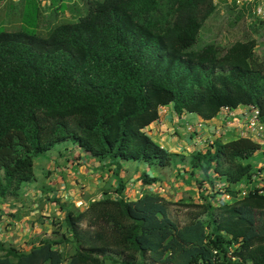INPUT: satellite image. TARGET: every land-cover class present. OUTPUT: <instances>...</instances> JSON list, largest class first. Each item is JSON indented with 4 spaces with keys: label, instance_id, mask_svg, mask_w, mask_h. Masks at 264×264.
Masks as SVG:
<instances>
[{
    "label": "trees",
    "instance_id": "1",
    "mask_svg": "<svg viewBox=\"0 0 264 264\" xmlns=\"http://www.w3.org/2000/svg\"><path fill=\"white\" fill-rule=\"evenodd\" d=\"M50 4L55 15L65 11L63 3ZM86 5L76 20L44 33L24 27L25 17L17 30H0V198L18 200L35 179V159L69 140L96 159L146 163L158 173L141 172L148 187L162 168L186 164L180 180L197 182L199 200L150 190L125 199L120 178L115 196L90 199L83 209L47 197L63 216H51L48 235L31 238L28 249L0 240V264H264V182L256 179L263 168L249 161L261 144L216 136L184 156L146 131L165 105L176 116L191 112L203 121L222 107L253 106L264 124V57L255 51L256 38L189 49L217 9L213 0ZM243 182L257 187L238 197L233 187ZM216 183L231 198L215 206Z\"/></svg>",
    "mask_w": 264,
    "mask_h": 264
},
{
    "label": "crops",
    "instance_id": "2",
    "mask_svg": "<svg viewBox=\"0 0 264 264\" xmlns=\"http://www.w3.org/2000/svg\"><path fill=\"white\" fill-rule=\"evenodd\" d=\"M159 110V119L150 123L146 131L161 147L180 153H184V148L189 149L194 145L201 147L199 142L203 139L202 135L204 141L211 136H220L223 141L241 136L250 114L247 106L240 105L234 109L235 116L230 121H225L224 114L220 112L210 120L203 121L191 112L176 116L171 105L161 106ZM188 127H192V132L187 130ZM66 153V150L59 152L58 162L55 158L52 164L49 162L45 166L44 187L34 185L30 188L32 182H29L23 187L18 200L0 198V240L17 247L25 243V247L20 248L28 249L31 238L47 236L51 216H63L56 202H44L47 197H56L60 203L83 209L90 199L115 196L117 178L125 186L122 193L125 199L133 200L147 192L144 189L146 185L140 184L139 180L142 171H149L148 167H141L146 163L96 159L82 152L79 147L75 155L65 156ZM195 175V178H200L198 172ZM130 180L135 181L133 183ZM193 182L191 180L189 185L182 183L185 186L183 189L192 188ZM134 189L137 195H133Z\"/></svg>",
    "mask_w": 264,
    "mask_h": 264
},
{
    "label": "rangeland",
    "instance_id": "3",
    "mask_svg": "<svg viewBox=\"0 0 264 264\" xmlns=\"http://www.w3.org/2000/svg\"><path fill=\"white\" fill-rule=\"evenodd\" d=\"M56 1L57 0L39 1V16H36L34 6L36 5L37 1L35 0H22L21 2L16 3L6 0H0V30H17L19 28V25H21V17H25L28 20L23 21L22 25L24 27L34 28L36 25L37 31H39L40 33H44L47 28L57 23L76 20L78 16L84 14L87 10L86 0ZM50 2H53V4H56L58 2L65 4V11L63 13L58 12L55 15L53 13V6L50 4ZM25 4H28V8L24 7ZM221 8H223V4H221L220 7H217L213 14L203 23V26L201 27L197 35L195 43L189 49L193 51H200L205 44L210 42L215 43L217 48L220 49L228 46L235 39H247L250 37H255L257 40L255 51L260 57L261 55L264 57V20H250L249 16H246V11H244L241 16H237L238 8ZM256 23H259V25H257ZM189 132H192V127H190ZM202 137L204 139V135H202ZM214 138L215 137L211 136L207 140H213ZM198 139L200 140V138ZM203 139H201L199 145H203L201 144L203 143L202 141H204ZM253 139L261 144V148L256 151L254 155H252L249 161L253 163L255 170H258V168L260 167L263 168L262 170L256 172V179L260 184L264 182V136H262L261 138L253 137ZM190 149V147L189 149L184 148V153L182 154L184 156H187L186 153L190 151ZM63 150L67 151L65 156H69L70 154L75 155L78 150V146L69 140L59 141L54 143L51 148L47 150V152L36 158L34 161L35 179L32 181V183H30V188L34 185L40 187L45 186L43 185L45 184L44 180L46 177V175H44L45 177L43 176L46 171L45 166L49 162H51L52 164V161L54 162L55 158L56 162H58V153ZM138 163L140 164L142 162ZM145 166L148 167L147 165H141V167ZM148 168L151 174H158L153 168ZM187 173L188 171H186V164H178L176 169H173L171 167L162 168L159 174L160 180L152 185V187L145 186L144 189L146 191L150 190L158 192L168 198H182L190 202H197L199 200V190L198 184L193 178L192 180L194 182L192 184V188L187 187V189H183V187L185 186L182 185L180 179ZM198 175L200 176L199 173ZM133 181L135 180H130V182ZM255 186L257 185L246 184V182H243L239 185L234 186L233 189L236 188L238 195L243 191L254 188ZM48 187L49 186H47V188ZM135 188L139 190L138 187ZM136 189H134L133 195L138 194L135 193ZM259 215L260 214L256 212V216ZM176 217L181 222L187 219L186 214L181 211L177 212ZM199 219L205 221L206 216L204 214L200 215ZM19 247H25V243H21Z\"/></svg>",
    "mask_w": 264,
    "mask_h": 264
},
{
    "label": "built area",
    "instance_id": "4",
    "mask_svg": "<svg viewBox=\"0 0 264 264\" xmlns=\"http://www.w3.org/2000/svg\"><path fill=\"white\" fill-rule=\"evenodd\" d=\"M6 1H11V2L16 3L21 0H6ZM39 1H45V0H39ZM213 1L216 7H220V5L223 4V8L226 5H230L232 3L236 4L235 6L238 9L241 8L242 5H245L246 7H249L252 17L257 18V19H264V0H213ZM248 109L250 110V114L246 118L245 127H244V130L241 136L250 137V138L251 137L261 138L262 136H264V124L261 123L259 120V111L257 108L253 106H249ZM233 112H234V109H231L229 107H222L220 110V113L224 114L225 121H230L235 116ZM189 129L190 127L187 128V130ZM224 186L225 184L223 183H216L215 185L216 194L213 199V204L215 206L217 205L218 201L227 202L231 198L229 194L224 192ZM246 192L247 190L241 192V194H238L237 196L240 197ZM231 251L232 249L231 247H229L228 252H227V257H228V260L233 262L235 261V257L231 255Z\"/></svg>",
    "mask_w": 264,
    "mask_h": 264
},
{
    "label": "clouds",
    "instance_id": "5",
    "mask_svg": "<svg viewBox=\"0 0 264 264\" xmlns=\"http://www.w3.org/2000/svg\"><path fill=\"white\" fill-rule=\"evenodd\" d=\"M216 8H217V7H216ZM238 10H239V9H238ZM245 11L250 13V9H249V7H246ZM246 16H249V19H250V20H257V21H262V20H264V19H257V18L252 17L251 13H250V15H246ZM256 24L258 25V23H256Z\"/></svg>",
    "mask_w": 264,
    "mask_h": 264
}]
</instances>
